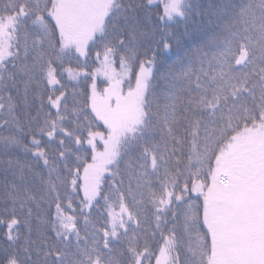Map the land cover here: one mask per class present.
Wrapping results in <instances>:
<instances>
[{
    "label": "snow or ice",
    "instance_id": "snow-or-ice-1",
    "mask_svg": "<svg viewBox=\"0 0 264 264\" xmlns=\"http://www.w3.org/2000/svg\"><path fill=\"white\" fill-rule=\"evenodd\" d=\"M0 264H264V0H0Z\"/></svg>",
    "mask_w": 264,
    "mask_h": 264
},
{
    "label": "trees",
    "instance_id": "trees-1",
    "mask_svg": "<svg viewBox=\"0 0 264 264\" xmlns=\"http://www.w3.org/2000/svg\"><path fill=\"white\" fill-rule=\"evenodd\" d=\"M161 10H162V8H161ZM176 56H177V53L176 52H173V53L169 54V57H166V58L175 59ZM101 87H103L102 77H101ZM27 236H28L27 229H24V238H27ZM32 239H37V235L35 233V230L32 233ZM21 242L23 243V239H22ZM162 243H163V241H162L160 235L157 234L156 241L154 243V246H158L159 244H162Z\"/></svg>",
    "mask_w": 264,
    "mask_h": 264
}]
</instances>
